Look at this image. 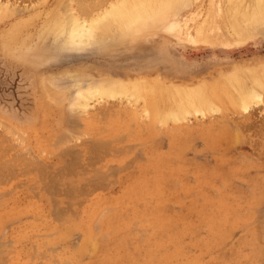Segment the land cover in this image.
I'll return each instance as SVG.
<instances>
[{
	"label": "rangeland",
	"instance_id": "374dc122",
	"mask_svg": "<svg viewBox=\"0 0 264 264\" xmlns=\"http://www.w3.org/2000/svg\"><path fill=\"white\" fill-rule=\"evenodd\" d=\"M98 1L0 0V264H264V103L224 86L264 77V33L242 39L229 0H181L107 52L61 51L55 21L117 0ZM107 75L138 99L69 107L74 77ZM198 86L214 113L160 119Z\"/></svg>",
	"mask_w": 264,
	"mask_h": 264
},
{
	"label": "bare ground",
	"instance_id": "6f19581e",
	"mask_svg": "<svg viewBox=\"0 0 264 264\" xmlns=\"http://www.w3.org/2000/svg\"><path fill=\"white\" fill-rule=\"evenodd\" d=\"M101 1L102 0L98 1L99 4ZM179 1L181 0H117L108 4L103 10L94 16L89 15L90 11L87 12L85 7L80 3V6L84 9L82 7L80 8L83 9L84 12L80 10V8L79 10L82 11L83 14L87 13L89 16H83V14H80V11L79 15L75 10L74 12L72 10L70 11L71 14H65L66 17H64V19L59 21L56 20L55 26L48 32L53 34L52 36L54 37L53 40L55 43L60 42L61 51H65L67 54H83L85 52L96 54L104 51L107 52L110 50L111 46L106 39L110 38V35L117 34L116 40H118L120 37L123 39L126 36L135 34V32L137 33L138 31L144 32L151 29V27L155 28L157 24L159 26L158 22L162 14L165 15L169 13L171 9L173 10L176 8L174 5L175 3L177 5ZM247 1L248 2L245 3V0H229L226 3L227 13L236 15L237 19L239 18V23L235 26L239 29L240 36L244 40L264 33V0ZM83 3L85 5V2ZM1 9H3V7L0 5V11ZM113 32L116 34H113ZM113 39L114 38H112V40ZM113 42L115 43V41ZM57 47L59 48V46ZM58 48L56 50H59ZM74 81L75 89L71 93L72 104L69 102V107L72 109H86L92 102L102 103V101H113L116 99H123V102L125 99V101L130 102L141 90V82L137 80H124L111 75L88 79H83L77 76L76 78L74 77ZM224 86L233 87L232 90L234 96L231 98V102L235 105H239L244 110H248L252 105L256 106L257 104L260 105L264 103V77L261 74L256 73L254 70L241 71L236 76H230ZM172 97L175 106L168 113H161L162 115L160 116V119L162 121L166 122L168 120L170 122L172 119L173 121L179 122L192 115H200L202 118H205L208 111H214V109L209 106L211 103L208 100L205 90L201 86H198V88L192 87L190 90H174L172 92ZM137 99L138 98H136V100ZM213 111L212 113H214ZM15 165L16 164H14V166ZM6 262L4 263L6 264Z\"/></svg>",
	"mask_w": 264,
	"mask_h": 264
}]
</instances>
